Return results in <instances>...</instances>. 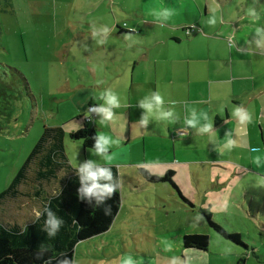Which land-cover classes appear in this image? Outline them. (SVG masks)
<instances>
[{
  "label": "crops",
  "instance_id": "crops-1",
  "mask_svg": "<svg viewBox=\"0 0 264 264\" xmlns=\"http://www.w3.org/2000/svg\"><path fill=\"white\" fill-rule=\"evenodd\" d=\"M117 1L121 3V14L127 13L130 22L128 27L127 24L124 27L119 25V22L110 25L113 29H109V34H113L120 44L104 48L98 64L93 60L85 62L90 74V81H83L85 86L77 84L81 79L79 74L71 77L72 82L67 80L70 87H65L64 94L74 91L70 96L69 111H59L53 116L52 123L46 122L45 127H61L64 134L57 143L64 145L65 136L82 127L88 106L102 103L100 96L105 89L110 88L125 98V104L114 110L112 121L102 125L97 117L89 123L96 134L100 130L121 141L117 152L126 144L130 149V157L122 158L127 152L124 147L123 155L115 156L110 162L119 184L120 206L110 227L101 236L108 234L119 218L124 231H127V224L134 215L130 211L134 207L144 208L147 213L149 209L154 212L158 210L159 203L169 201L172 208V198L184 217L199 212L196 219L203 230L200 234L209 238L206 249L184 247V233L178 243L182 264H194L196 258H206L210 254L211 242L219 245L214 253L221 257L215 261L219 264H264V185L260 184L264 180V164L257 167L253 159L254 155H264V47L255 45L257 25L250 23L247 15L252 7L264 11V0ZM128 2H133V5ZM155 6L175 7L177 15L165 24L156 22L148 15L149 9ZM113 13L122 18L117 12ZM213 15L217 21L214 25L208 23ZM99 18L97 16L94 20ZM195 25H198V30L193 29L187 34L186 30L190 26L195 28ZM135 36H140L145 42H136ZM155 49L157 54H154ZM154 90L161 91L168 101L166 106H174L181 117L190 108L213 117V128L217 134L215 130L201 135L195 129H184L182 119L172 125L158 122L150 123L147 129L141 128L138 119L142 110L136 102ZM236 106H242L251 113L250 123L241 125L232 117ZM229 134L237 146L226 151L222 141L224 135ZM146 144L149 147L147 152ZM251 147H259L261 153H251ZM87 150L92 154V149ZM60 156L54 159L59 162L62 160ZM143 163L151 164L154 171L162 168L166 173L171 167L182 169L170 171L180 180L182 191L176 185L177 192L168 182V192L164 191L160 198L152 193L156 187L146 195L147 192L141 188L142 181L127 177L136 185L126 187L132 200L126 210L121 170L125 169L128 176L137 177ZM61 165V169L58 168L60 172L66 170L63 165L74 169L67 158ZM143 183L148 182L143 180ZM136 186L139 189L136 190ZM151 194L160 202L152 200ZM138 201L141 203H133ZM25 204L23 212L30 208L29 201ZM164 208L163 205L160 209L163 211ZM121 209L126 210L125 216L121 215ZM204 213L225 232L237 234L240 242L213 230ZM202 262L198 259L197 264Z\"/></svg>",
  "mask_w": 264,
  "mask_h": 264
},
{
  "label": "rangeland",
  "instance_id": "rangeland-1",
  "mask_svg": "<svg viewBox=\"0 0 264 264\" xmlns=\"http://www.w3.org/2000/svg\"><path fill=\"white\" fill-rule=\"evenodd\" d=\"M106 1L0 0V192L10 184L27 159L45 130L46 122L52 123L53 116L59 111H69L70 96L74 91L64 94L65 87H70L67 80L71 81L72 76L79 74L81 79L77 84L85 86L83 81H90L85 62L93 60L98 64L104 48L110 44H120L113 34H108L104 43H99V37L94 35L105 27L112 30L111 23L116 25L119 22L123 27L125 24L128 27L130 23L129 15L120 12V2ZM128 4L133 5V2ZM114 11L122 18L114 16ZM97 16L100 18L94 20ZM190 27L191 30H198V25ZM90 30L94 32L90 33ZM134 38L136 42H145L140 36ZM157 53L155 49L154 54ZM157 81L160 82V78ZM68 137L65 136L63 151L72 165L96 158L83 147L81 140ZM124 147L127 152L122 158L130 157L129 145ZM124 147L117 152L116 157L123 155ZM145 151H149L147 144ZM140 167L147 168L148 175L158 180L146 179L142 174L128 176L125 169L121 170L124 188L122 197L126 210L132 202L126 187L136 185L132 180L142 181L141 188L147 192L146 195L156 187L152 193H156L158 198L164 195V191L168 192L170 186L163 179L166 171L162 168L154 171L149 163H143ZM168 170L177 172L182 169L171 167ZM170 179L181 190L180 180L175 175H171ZM143 180L148 183H143ZM135 189H139V186ZM149 197L160 202L152 194ZM170 202L172 208L169 201H165L159 203L158 210L153 212L149 209L148 213L144 208L134 207L130 211L134 215L126 227L128 232L124 231L119 218L108 234L101 236V233L78 241L74 248L73 264H119L122 254L139 257L142 264H182L178 246L180 237L184 233L200 234L203 230L196 219L199 212L184 217L173 204L172 198ZM163 205L165 210L162 211L160 208ZM125 209H121V215H126ZM209 247L210 254L206 258H196L194 264H197L198 259L204 261L202 264H215L221 259L214 254L219 245L211 242Z\"/></svg>",
  "mask_w": 264,
  "mask_h": 264
},
{
  "label": "trees",
  "instance_id": "trees-1",
  "mask_svg": "<svg viewBox=\"0 0 264 264\" xmlns=\"http://www.w3.org/2000/svg\"><path fill=\"white\" fill-rule=\"evenodd\" d=\"M63 134L61 127L45 128L10 184L0 192V264H44L50 255L55 256L53 264L63 258L70 259L73 264L77 242L105 232L119 209V187L105 205L99 207L78 199L79 180L75 170L68 168V165H63V169L66 167L64 172L58 170L62 167V160L66 162L63 145L57 143ZM95 134L94 128L84 121L80 129L69 132L68 136L81 140L84 147L92 149ZM59 154L62 160L57 162L54 158ZM112 171L116 178L115 169L112 168ZM140 172L146 179L158 180L149 176L144 169H140ZM170 174L167 172L163 179L177 190ZM28 201L30 208L23 212L25 208L22 206H26ZM45 205L50 206L65 221L57 236L52 239L47 237L42 228L43 217L37 222L31 220L35 212ZM105 206L110 207V214H105ZM203 216L208 225L220 235L240 242L237 234H227L207 214ZM208 242L206 234H188L182 238L184 247L206 249ZM41 244L49 246L52 252L38 259L37 252Z\"/></svg>",
  "mask_w": 264,
  "mask_h": 264
},
{
  "label": "clouds",
  "instance_id": "clouds-1",
  "mask_svg": "<svg viewBox=\"0 0 264 264\" xmlns=\"http://www.w3.org/2000/svg\"><path fill=\"white\" fill-rule=\"evenodd\" d=\"M148 15L156 22L165 24L177 15V9L170 6H155L149 9ZM247 15L249 22L257 25L254 31L255 45L258 48L264 47V23H258L264 21V11L252 7L248 10ZM216 22L215 15L208 20L209 24L214 25ZM108 34L109 29L106 27L94 33L95 36L99 37V43H104ZM100 99L102 103L89 106L84 116L89 120L98 117L99 123L104 125L113 120L115 115L114 110L121 108L122 104H125V98L108 88L104 90ZM167 104L166 97L159 90L151 91L140 98L136 102V106L142 110L138 119L139 126L147 129L150 123L158 122L172 125L182 119L184 129H195L201 135H206L215 130L213 128V117H209L204 111H198L196 108L186 109V114L181 117L174 106H166ZM125 107L128 106L125 105ZM231 115L241 125H246L252 120L251 113L242 106L234 107ZM93 139L92 154L107 163H98L94 159H86L79 163L76 162L73 168L79 180V187L77 189L78 199L99 207L105 205V202L118 190L119 184L114 176L110 162L115 158L117 154L116 150H119L121 141L104 132L95 134ZM222 144L226 151H231L237 146L236 140L232 138L231 134L224 135ZM250 152L259 154L261 153V149L259 147H251ZM253 159L257 167L264 164V155H254ZM260 184L264 185V180H261ZM224 207H227V203L224 204ZM104 211L105 214H110L111 209L109 206H105ZM41 217H43L42 228L46 232L47 237L49 239L55 238L65 223L63 217L58 215L48 205L38 209L31 220L37 222ZM48 252H52V249L45 244H41L37 252V258L39 259ZM54 259L55 256L50 255L44 261V264H53ZM56 264H71V260L63 258L56 260ZM119 264H142V262L139 257H134L131 254H122L119 258Z\"/></svg>",
  "mask_w": 264,
  "mask_h": 264
},
{
  "label": "built area",
  "instance_id": "built-area-1",
  "mask_svg": "<svg viewBox=\"0 0 264 264\" xmlns=\"http://www.w3.org/2000/svg\"><path fill=\"white\" fill-rule=\"evenodd\" d=\"M188 30H191V28H188V29H187V32H188ZM89 106H91V105H89ZM89 106H88V107H89ZM83 117H84V121H85L86 123H88V124L92 121V120H89L88 118H86L85 116H83Z\"/></svg>",
  "mask_w": 264,
  "mask_h": 264
}]
</instances>
